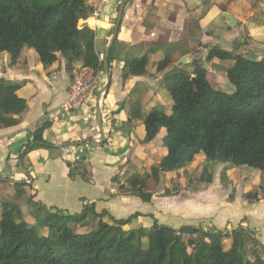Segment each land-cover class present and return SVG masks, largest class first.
Returning a JSON list of instances; mask_svg holds the SVG:
<instances>
[{
  "label": "crops",
  "instance_id": "0c3cea01",
  "mask_svg": "<svg viewBox=\"0 0 264 264\" xmlns=\"http://www.w3.org/2000/svg\"><path fill=\"white\" fill-rule=\"evenodd\" d=\"M120 1L110 0L106 14L98 18L89 14L78 22L79 29L95 31L100 61L112 37ZM120 26L114 59L108 65L110 82L106 91L103 92L107 84L103 67L97 89L82 107L70 112L63 111L61 105L81 61L75 62L68 73L67 61L61 54L57 62L45 68L33 49L24 48L14 65H10L9 53L0 51V79L20 83L16 95L26 101V109L18 116L0 109V202H15L30 212L31 199L47 209L69 214H78L85 205L93 204L97 214L106 211L116 220L138 214L124 226L125 230L150 228L155 222L174 230L202 226L231 232L241 226L258 242L257 251L264 259V171L216 163L212 181L202 184L198 179L206 161L200 155L185 169L162 172L157 183L149 169L158 167L167 154L163 145L167 135L158 129L148 141L142 123V118L157 107L166 106L164 113H172L173 101L169 93L167 96L162 92V77L181 59H198L215 90L212 77L224 78L218 77L216 73L220 71L211 69L210 64L225 68L226 76L234 61L206 62L211 47L256 61L264 59V3L129 0ZM145 53L149 59L146 74L123 81L125 60ZM165 57L171 64L158 72L156 65ZM194 68L189 63L180 71L192 73ZM10 118L18 123L10 125ZM45 121L51 122L43 135L45 144L26 151L29 167L25 170L19 154L29 143L31 130ZM160 133L162 137L155 142ZM77 160L79 171L70 177L67 163ZM121 186L128 190L131 186L141 188L152 198L143 202L127 191L122 193ZM89 224L95 226L96 221ZM87 227L78 232H88ZM230 245L232 242L228 246L223 242L224 250Z\"/></svg>",
  "mask_w": 264,
  "mask_h": 264
},
{
  "label": "trees",
  "instance_id": "16d2710c",
  "mask_svg": "<svg viewBox=\"0 0 264 264\" xmlns=\"http://www.w3.org/2000/svg\"><path fill=\"white\" fill-rule=\"evenodd\" d=\"M89 14L86 0H0V51L9 53L10 65L28 48L37 53L45 68L57 62L61 54L67 61L68 73L78 61L94 71H103L95 31L78 27L80 18ZM116 42L117 39L108 53V65L114 59ZM205 60L234 61L226 71L234 91L227 94L215 90L202 67L194 68L192 73L182 70L164 81L173 101L172 113L166 115L154 109L142 118L147 138L154 127L168 132L163 140L167 154L158 167L149 169L157 183L162 172L185 169L200 155L206 161L198 179L202 184L212 181L216 163L264 171V59H248L215 46L208 50ZM148 62L146 53L126 59L123 81L129 76L145 75ZM170 64L165 57L157 63L156 70L164 71ZM20 88V83L0 79V109L14 116L26 109V101L16 95ZM17 123L9 119L10 125ZM50 127L51 122L45 121L31 130L30 141L19 154L25 170L29 167L26 151L43 147L44 132ZM67 165L70 177H74L80 161ZM120 189L143 202L152 198L151 193L138 187ZM0 203V264H264L257 251L258 242L241 226L231 232L202 226L174 230L155 222L150 228L125 230L124 226L138 214L116 220L106 211L97 214L93 204L85 205L78 214H69L29 199L32 213L47 229L43 236L25 221H16L19 207L15 208V202ZM91 221H96L93 229L78 232ZM227 237L232 245L224 250ZM248 245L250 258L245 254Z\"/></svg>",
  "mask_w": 264,
  "mask_h": 264
},
{
  "label": "built area",
  "instance_id": "2783aa9c",
  "mask_svg": "<svg viewBox=\"0 0 264 264\" xmlns=\"http://www.w3.org/2000/svg\"><path fill=\"white\" fill-rule=\"evenodd\" d=\"M110 0H88L90 16L98 18L102 15ZM100 82V72L92 68L81 66L74 71L68 87L67 98L61 105L65 112L82 107L97 89Z\"/></svg>",
  "mask_w": 264,
  "mask_h": 264
},
{
  "label": "rangeland",
  "instance_id": "374dc122",
  "mask_svg": "<svg viewBox=\"0 0 264 264\" xmlns=\"http://www.w3.org/2000/svg\"><path fill=\"white\" fill-rule=\"evenodd\" d=\"M122 1V0H121ZM120 1V2H121ZM129 1V0H128ZM120 4V3H119ZM117 7H119V5L117 6ZM107 13V11H105L104 12V14H106ZM103 14V15H104ZM114 23H115V21H114ZM210 68H211V66H210ZM217 71V70H216ZM217 75H218V77L219 76H222L224 79L222 80V79H218L217 77H212V85L217 89V90H219V91H221V92H225V93H230V92H232L233 91V85L229 82V80L226 78V76H225V74L223 73V72H217L216 73ZM162 92H164L165 94H167V96H169L168 95V92H167V90L165 89V87L163 88L162 87ZM170 101H171V99H169ZM155 110H160V111H162V112H166L167 111V109H166V106H164V107H157V108H155ZM160 129H162V130H165V132H166V135H167V129L166 128H160ZM165 135V136H166ZM164 136V137H165ZM162 137V133H160L159 134V136L157 137V139H156V141L155 142H158L159 140H160V138ZM237 168H240V167H237ZM191 170V169H190ZM173 172V171H172ZM226 174V173H225ZM224 177V176H223ZM18 195H22V193L19 191L18 192ZM22 201V200H21ZM28 204V203H27ZM14 206H19V208L20 209H17V211H16V215H15V219H16V221H26V222H29V227H34L36 230H37V232L40 234V235H46L47 234V229H46V227H44L43 225H42V223H41V221H40V219H38L33 213H32V208H31V206H30V212H29V210L28 209H26L25 207H24V205L21 207L20 205H18L17 203H15L14 204ZM19 210H21V212L20 213H18L19 212ZM94 223L92 222V225H93ZM89 225V226H88ZM88 225H86L85 227H87V229H86V231H90L91 229H93L94 228V226H92L91 224H88ZM81 229V228H80ZM224 242H225V246H228L229 244H231V242H232V240L230 239V238H225V240H224ZM231 246V245H230ZM250 246L251 245H248L247 246V250L245 251V254L247 255V257L246 258H250V251H251V249H250ZM231 247H229V248H227L228 250L230 249Z\"/></svg>",
  "mask_w": 264,
  "mask_h": 264
},
{
  "label": "water",
  "instance_id": "95a60500",
  "mask_svg": "<svg viewBox=\"0 0 264 264\" xmlns=\"http://www.w3.org/2000/svg\"><path fill=\"white\" fill-rule=\"evenodd\" d=\"M128 0H122V2L120 3V6L118 8V12H117V15H116V18H115V25H114V28H113V33H112V37L109 41V44L105 50V53H104V58H103V64H104V71H105V75H106V78H107V84L103 90V92L106 91V87L107 85L109 84L110 82V75H109V69H108V61H107V55L118 35V31H119V28H120V25H121V20H122V14H123V11H124V8H125V5L127 3ZM231 20H234L233 18H230ZM231 25V22L229 23ZM191 63L192 65L195 66V68H200V64H199V60L198 59H191L190 57H185L183 59H181L180 63L177 64L176 66L173 67L172 70L168 71L163 77H162V80L163 81H166L168 78H170L171 76H174V75H177V74H181V71H180V68L183 66V65H186V64H189ZM211 66V69L213 70H217V71H225V68H223L222 66L216 64V63H211L210 64ZM192 81L195 82L196 86H198V82L197 80L194 78V76L191 77ZM157 131H158V128L157 127H154L151 134L149 135V137L147 138L148 141H151L157 134ZM20 169L21 171L24 172L23 168L20 166ZM25 174L27 175V173L25 172ZM15 208H17V206H15Z\"/></svg>",
  "mask_w": 264,
  "mask_h": 264
}]
</instances>
